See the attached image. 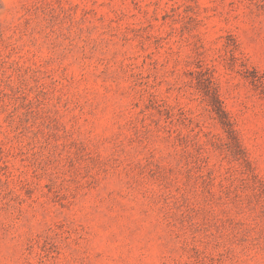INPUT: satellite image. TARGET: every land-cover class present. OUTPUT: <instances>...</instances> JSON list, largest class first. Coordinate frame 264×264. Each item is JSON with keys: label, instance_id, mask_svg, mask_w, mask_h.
<instances>
[{"label": "rangeland", "instance_id": "374dc122", "mask_svg": "<svg viewBox=\"0 0 264 264\" xmlns=\"http://www.w3.org/2000/svg\"><path fill=\"white\" fill-rule=\"evenodd\" d=\"M0 264H264V0H0Z\"/></svg>", "mask_w": 264, "mask_h": 264}]
</instances>
